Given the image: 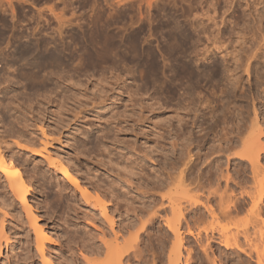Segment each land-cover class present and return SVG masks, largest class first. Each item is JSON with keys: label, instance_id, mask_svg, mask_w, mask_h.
I'll list each match as a JSON object with an SVG mask.
<instances>
[{"label": "rangeland", "instance_id": "1", "mask_svg": "<svg viewBox=\"0 0 264 264\" xmlns=\"http://www.w3.org/2000/svg\"><path fill=\"white\" fill-rule=\"evenodd\" d=\"M2 4L0 137L18 132L36 141L22 147L9 134L8 145L2 147L33 181L27 199L38 210V222L54 237L62 236L47 243L48 256L61 264H80V239H90L91 234L94 239L103 229L113 237L112 230L126 229L135 214L145 218L163 208L164 200L166 206L162 195L169 188L164 184L175 174L172 166H178L190 142L196 159L192 178L200 184L201 199L206 200L208 190L240 196L244 165L238 155L250 137L254 109L264 128V49L252 59L250 74L242 70L252 49L264 44V0H12L10 4L3 0ZM104 44H114L106 61ZM205 49L210 50L209 58L197 60V53ZM236 63L240 66L234 71L235 81L224 70L234 69ZM40 125L48 134L46 150L40 147L44 139ZM261 137L264 143V133ZM47 152L61 155L83 183L107 194L106 212L113 225L50 162ZM244 163L251 177L250 164ZM222 171L230 174L228 183ZM6 181L0 172V226L9 237L6 247V237L0 234V264H41L28 214ZM257 182L250 178L242 184L257 193L261 188ZM111 188L119 195L117 200ZM184 199L180 201L186 205ZM249 202L244 204L248 211L243 207L235 220L249 218L245 219L249 226L240 221L238 229L250 227L253 239L255 220H250ZM260 208L264 217V205ZM167 209L153 215L150 235L140 239L142 253L135 264L155 260L167 264L175 241L164 225L165 217H172ZM185 212L193 220L194 213ZM200 212L203 207L196 216ZM203 216L208 219L203 218L200 228L210 220L207 213ZM92 219L95 224L89 223ZM224 220L220 221L225 224ZM226 222V227L233 224ZM202 234L198 239L184 232L188 240H183L181 263L243 264L248 258L257 264L254 253L253 259L238 255L220 244L217 233L209 242ZM241 234V242L248 245ZM99 235L95 242L92 238L85 242L97 246ZM201 243L208 246H203L205 251ZM188 248L191 259L186 261Z\"/></svg>", "mask_w": 264, "mask_h": 264}, {"label": "bare ground", "instance_id": "2", "mask_svg": "<svg viewBox=\"0 0 264 264\" xmlns=\"http://www.w3.org/2000/svg\"><path fill=\"white\" fill-rule=\"evenodd\" d=\"M0 1H1L0 5H3L5 3L4 2L2 4L3 0H0ZM5 1L10 4L12 0H5ZM260 3H262V1L259 2V4ZM179 45H180V47H183V44H181V40H180ZM103 46H104L103 47V51H104L103 61H106V60H109V58L111 56V53L114 49V44H104ZM212 46H214L217 49L219 48V44H212ZM263 49H264V44H261L259 47H255L254 49H252V51L250 52V54L246 58L245 63L242 64V70L244 72H246L247 74H250V70H251V66H252V59H257L258 56L260 54H262L261 51ZM200 50H202V49H200ZM24 51H29V49H24ZM209 51H210L209 49H205V51H203V52H198L196 59L197 60H202V58L208 59L209 54H207V52L209 53ZM200 53L202 56L198 57ZM238 66H240V64L236 63L234 69H230V68L226 67L225 70H224V68H223V70L227 71V73H229V76L234 77V75H235L234 71L237 69ZM186 67L188 68L187 65H186ZM233 77L231 79L235 78V77L234 78ZM227 79H230V78H227ZM234 80L236 81L238 79L235 78ZM232 82H233V80H232ZM233 83H235V82H233ZM236 83H238V82H236ZM236 83L233 85L236 86ZM40 127H41L40 129L42 130V132L44 134V139L42 138L40 140V142L42 144V146H40V147H42L44 150H46L47 145H48V140H47L48 134L45 132V129L43 128L44 126L40 125ZM250 131L251 132H250L249 139L244 142V150L241 153H239V155H238V159L240 161L239 163L241 164V166L244 165L243 173H242L243 174L242 183H246L247 181H249L250 178H252L255 181V184L257 181L262 180L263 182L260 183V181H259V182H257L259 185L258 184L256 185L257 188H259L260 186L262 188L264 186V176H262L263 175L262 170L264 171V168H262L263 164L261 165V151L264 150V145H263L264 143H262L261 134L264 133V128H263V125L261 124V122L259 120V113H258L257 109H254V116H253V119L251 121ZM9 134L10 133H5V135L3 134L0 137V172H2L5 176V178L7 179L6 183L8 182L7 185L9 186L11 193L14 195L13 197H16L20 201V203H22V205H24L23 208H25L26 213L28 214L27 217L29 218L28 219V221L30 222L29 224H31L30 226H32L31 228L34 231L35 246L37 249L36 251H38L37 253L39 254V256L41 258V264H61L59 259H58L59 260L58 261L57 258H55L54 256H51L52 254H49V256H48V253L46 252L47 243L56 242V241L58 242V239H59L58 237H60V236H58L56 234L57 235L56 237L58 238L57 239L56 237H54L50 233L49 229H46L42 224H40L38 222V219H40V216L37 214L38 210L35 207H33L32 203H30V201H28V199H27V195L30 193L31 189L33 188L32 187L33 181L30 179V177L27 178L25 176V174L23 173L21 168L15 163V161L12 159V157H9V155L6 154L7 150L2 147V144H7L9 142L7 139H5L6 135L8 136ZM10 135L14 139V142L17 145H20L22 147L24 146V147L28 148V147H30V144L36 143V141L28 139L22 133L14 132ZM190 145H191V142L188 145L184 146L185 148L183 149L184 151L181 155L180 160L178 161V163H179L178 166H175V165L172 166V169L175 170V174L173 176H170L169 181L166 182V184H164L165 186H168V188H169V192L166 194L164 193L162 195L163 199L164 198L167 199L166 200L167 205L165 206V202H164L165 200H164L160 205V206H164L163 208L158 207L157 209H155L152 212L153 214L149 213L147 215V217H145V218L137 217V214L134 213L135 217H134V219H130V222L128 221L129 223H128L126 229H123V228H125L124 226L122 228L120 227L121 229L118 231H115L113 228H112L113 230L111 229L113 231V237H111V236L108 237L109 231L107 232L104 229L102 230L103 232L100 231L101 232L100 235L94 234L95 237H97V235H99L98 240L100 241V244L97 243L98 244V245L96 244L97 246H95V245L93 246L90 242L93 239L91 237L92 232L91 233L87 232L89 235L91 234L89 236L90 239L84 238L85 239L84 240L82 237H84L86 235H84L82 237L80 236L84 240L83 241L82 239L79 238L82 242V249H80V250H81V256L83 258L80 261V264L81 263L82 264H135L136 263L135 260H138L137 257H140L141 256L140 254L142 253L141 252L142 250H140L141 248H139L141 245V244L139 245V242H141L140 239L143 240V237L146 234H147V236L150 235V233H149L150 228L149 227L151 226V223L153 222V220H155L154 219L155 216H153V215H155V214L157 215L158 213H160L162 211L167 212V210H168L167 207L170 209L171 213L170 212L169 213L172 214V217L171 218L165 217L166 219H165L164 225L167 227V230H169L174 235L173 237L175 239V241L173 243L174 245H172L171 249L169 250L170 252H168L169 254H167L168 255L167 264H185L183 262L181 263V258H182V254H183V248L182 247L184 246L183 240L185 241V239H186L184 232L187 235H194L197 238L198 237L200 238V236L203 235L202 233L204 232L205 236L207 238L206 240L208 242L210 239L217 238L216 234H215V233H217L218 238H219L218 240L220 241V244L222 246H224L225 248L234 250L235 253H237L238 255H240L239 252H242L246 255V257L248 256L249 258H252V259H253V256H254L253 253H254L255 254V256H254L255 262L257 264H264V217L262 216V214H260V212H261L260 205L261 204L264 205V189L260 188L259 191L257 190L258 191L257 193H254V191L253 192H251V190L248 191L246 188V185H243L242 183H240L241 184L240 196H239V194L235 195L236 197L234 195L232 196L231 195L232 193L231 194L227 193V190H223V192L221 191L219 195H218V190H208L207 195H206V200L203 201L201 199V196L198 194V192L200 190L199 189L200 184L197 181V179L192 178V174L194 173V169H195V160L196 159L194 158V155L192 154V149L188 148V147H190ZM229 147H230V145L227 144L225 146V151H227L229 149ZM220 149H221V147H220ZM32 150H33V148H32ZM38 152L41 153L42 150H39ZM47 156H48L50 162H52L58 166V168L61 170V172L64 174V176L69 180V182L78 188V190L81 192L82 196H85L87 198V200H89L91 202L90 204L93 207L99 206L101 209L100 213L102 214V212H103L102 215L107 216V212H106V202H107V198H108L107 194L103 190L100 191L91 185L89 186L86 182L83 183L84 180H81L80 176L78 175L77 170L70 168L68 166V164L63 160V158H61L62 157L61 155H60L61 156L60 157L59 155H55V154L47 152ZM228 161H230V158H228ZM245 161H247L248 164H250V168H251L250 170L252 173V175H250L251 177H249L246 174L247 166H245V163H244ZM210 164H211V162L209 163V167H210ZM260 172L262 173V175H261L262 177H260ZM257 175H259V176L257 177ZM221 177H224L225 180L227 181V183L231 179L230 174L229 173L223 174V171L221 173ZM237 184H239V183H237ZM260 184H263V185H260ZM110 192L112 194V197H114L115 200H117L119 198V195H115L113 193L114 192L113 188L110 189ZM182 194L188 195V199L186 200L187 196H185V199H184V197L181 196ZM179 195L181 196V198L179 197ZM237 196H239V197H237ZM179 198L180 199L183 198L184 200H186L187 204L184 205L182 203L183 200H181L182 201L181 202ZM247 199H251V203H252L251 204L249 202V205L251 204L250 205L251 206L250 211H251V214L253 215V216L249 215L250 220H252V221L255 220L254 221L255 223L251 225L252 230H253L252 233L254 234V237L252 236L253 239L250 237V233H249V230H251L250 227H249V229L244 228V227H243L244 229L242 228L243 230L241 228L238 229V226H239L238 223H240V221L243 222L245 225H247L245 227H248L249 225L246 222V220H248L249 218L247 217V219L245 218L246 220L244 219L243 221L238 220V223H237V219L235 220V217L237 216L238 213H240L243 210V207H245V209L243 211L246 210V206L244 204L246 203ZM2 200L3 201H1V202L3 203L4 199H2ZM5 201H6V199H5ZM213 201H216V202H214L216 204L213 205L211 203ZM186 202H184V203H186ZM201 207L204 208V212H200V214L198 216H196V213L201 210ZM259 208H260V212H258ZM3 211H6V210H3ZM185 211H188L189 214H191L192 212L194 213V215L192 217L193 220L189 221L187 219V214ZM246 211H248V210H246ZM6 212L4 214H6ZM205 213H207V215L209 216L211 221L209 220L208 226L200 228L198 224L200 222H203V218L207 217V216H203V215H205ZM240 214H242V213H240ZM89 215H90V213H89ZM90 216L92 218L95 217V215L93 216V214H91ZM91 217L90 218L88 217L87 219L91 220ZM104 218H106V217H104ZM107 218H109L111 220L110 221L109 219H107L108 222L109 221L111 223L113 222V217L107 216ZM192 218H190V219H192ZM205 219H208V218H205ZM222 219H225L226 221L230 220V224L233 223L234 225H236V227H235L236 230H234V231H236V234L230 228L231 226H234V225L231 224L230 227H228L229 225L226 227L224 225L226 223H228L229 221L226 222L224 220L225 221V224H224V223H222L223 222ZM89 223H93V219H92V222H89ZM95 223H93V224H95ZM243 223H241V224H243ZM112 225H113V223H112ZM183 225H186V226H184L185 230H183ZM2 226L3 225L0 226L2 228V229H0V234H3V232H4ZM125 226H126V224H125ZM94 227H96V225ZM97 228H99V227L97 226ZM233 228L234 227H232V229ZM2 230H3V232H2ZM239 230H241V232ZM231 231L234 233L230 234V233H232ZM85 233H86V231H85ZM241 233H243V238L245 237L244 240L246 239V241L248 243V245H246V246L249 248V250L246 248V246L244 244L245 241L242 243L241 239L239 238ZM76 236L79 237V235H77V234H76ZM0 237H1L0 239H3L1 235H0ZM3 237L4 238L6 237V239H3L4 241H6V242H4L5 246L9 247V242H7L9 237L7 235H4V234H3ZM95 237H94V239H95ZM79 239H78V241H79ZM94 239H93V241H94ZM88 240H90L89 241L90 243L85 242ZM186 240H188V239H186ZM185 242H187V241H185ZM78 244H79V242H78ZM202 244L203 243H201V245H199V246L202 248V250L204 249V251H205L206 250L205 248L208 246H206V244H205V246ZM203 246L205 248H203ZM2 247H3V243L0 241V254L2 253ZM190 248L186 249V251L188 250V253H187L188 259L186 258V261L191 259V257L189 255L191 254L192 248L191 249ZM193 253H194V251H193ZM76 255L78 257V254H76ZM207 255H209L208 252H207ZM241 258L239 257V259H238V260H240V262H241V260H243V258L242 259ZM246 260L250 261V259L247 258V259H245L244 262H247ZM244 262H242V263L244 264ZM247 263L250 264V262H247ZM153 264H157L156 260L153 261ZM214 264H217V263L214 262Z\"/></svg>", "mask_w": 264, "mask_h": 264}]
</instances>
